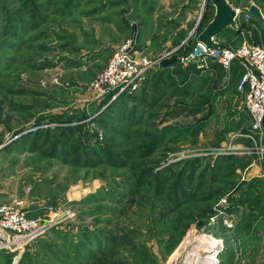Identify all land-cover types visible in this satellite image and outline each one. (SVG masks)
I'll list each match as a JSON object with an SVG mask.
<instances>
[{
  "label": "rangeland",
  "instance_id": "374dc122",
  "mask_svg": "<svg viewBox=\"0 0 264 264\" xmlns=\"http://www.w3.org/2000/svg\"><path fill=\"white\" fill-rule=\"evenodd\" d=\"M226 1L240 10L249 0ZM210 13L205 0H0V203L28 190L32 201L73 212L13 264H165L173 251L172 264H184L200 232L220 240L214 264H264L258 222L242 239L215 236L236 225L242 209L221 207L229 198L242 206L248 181L264 193V126L252 129L246 86L236 88L245 69L232 59L188 85L177 71L196 57L189 50ZM263 31L242 40L264 46ZM216 38L240 44L230 28ZM127 41L147 67L134 89L116 86L105 102L89 85ZM124 91L133 92L117 99ZM66 128L64 153L50 145ZM76 144L93 153L87 163L73 154ZM215 165L187 203L177 201L193 189L183 172L192 167L194 183ZM205 205L209 215L199 211ZM238 226L240 235L248 230ZM82 246L93 261L77 257Z\"/></svg>",
  "mask_w": 264,
  "mask_h": 264
},
{
  "label": "built area",
  "instance_id": "2783aa9c",
  "mask_svg": "<svg viewBox=\"0 0 264 264\" xmlns=\"http://www.w3.org/2000/svg\"><path fill=\"white\" fill-rule=\"evenodd\" d=\"M236 10L244 20L252 16L247 9ZM235 17V18H236ZM200 45L196 56L213 58L226 68L232 59H237L244 67V73L237 83V90L246 86L245 107L253 120L252 129L262 128L264 117V46L252 45L245 40L238 47L223 45L208 48ZM148 62L134 55L130 42L122 44L114 51L106 67L89 85L95 95H105L121 86L120 89H134ZM24 195L5 203H0V259H9L13 264L28 246L44 233L67 221L73 215L71 207L56 208L51 203H37ZM174 251L165 264H172Z\"/></svg>",
  "mask_w": 264,
  "mask_h": 264
},
{
  "label": "trees",
  "instance_id": "16d2710c",
  "mask_svg": "<svg viewBox=\"0 0 264 264\" xmlns=\"http://www.w3.org/2000/svg\"><path fill=\"white\" fill-rule=\"evenodd\" d=\"M251 1L258 8H263V6H264V0H251ZM205 3H206L207 6H210V9L212 10V6L209 3V0H205ZM211 16H212V13L209 14V16L207 17L205 23H207L210 20ZM249 20H250L249 22L251 23V25H246V24L242 23V24H237L235 29H231L230 28L236 34L237 38L239 37L238 36L239 35V32L242 29L248 30L249 32H251L253 34H256V35L261 34V31L263 29H260V30L258 29V31H259L258 32L256 29H254L252 27V25L255 24V22H256L259 25L264 26V23H261L260 21H258L253 16H251V18ZM10 21L11 20L7 21L6 23H7L8 29L9 30H12L14 28H12L10 26ZM226 28H229V27H226ZM263 34H264V31H263ZM223 45H226V44H223ZM192 49H193V46H191L189 52H191ZM232 62H235V64L238 67H241L242 66L241 63L239 62V60H236L235 59ZM172 65L173 64H171V66ZM213 67H220V65L213 58H211V57L196 56V57H193L192 59H189L184 65L179 64L177 66V71L181 73L182 81L185 82L184 84L185 85H188L193 80V78L200 77L201 73L205 70V68H209V69L212 70ZM161 68L167 69L168 67H165V65L163 63L162 66H161ZM132 92H125L124 91V92L119 93L120 94L119 96L116 95V97H117V99L119 97H121V98L124 99L126 97H129L130 93H132ZM113 93H114L113 91H110V92L107 93V95L103 98L105 100V102H107V101L110 100V97L112 96ZM112 104H110L111 105V108L113 106ZM66 129L68 130L67 133L65 131H63L61 134L58 133L60 137H58L55 140L54 144H51L50 145V146H53V148L56 147L57 151H59V152L62 151V150H64V153H66V148L63 147V143H62L63 140L61 141V138L64 139V140H66V138H68L69 137V134H70L69 128H66ZM36 131H39V130L36 129ZM37 137H35V138L32 139V143L33 144H36ZM14 141H15V139L10 140L8 143L5 144L4 147L7 148ZM25 141H26V139H25ZM78 144H80V143H78ZM78 144H76V145L73 146V154L76 156V159H78V160L80 159V157H77V155H80L82 157V159H80V160H83L84 163H87L86 160H88V159H87L86 155L87 154H90V153L93 154V153L90 152V150L89 149H86V148L81 149V147H80V149H78ZM158 144H159V141L156 142L155 144H153V148L156 147ZM29 145H26L24 148H26V149L29 148L30 147ZM94 156L95 157L97 156L96 153H94ZM191 161L193 163V162L196 161V159H192ZM84 163H82V164H84ZM190 168L192 169V171H191V173L187 174V176H188L187 178H185V176L183 175L184 172L181 175L182 182L185 181L188 184H191V186H193L192 187L193 189H191L190 191H188V193L186 192V193H182V194L178 195L179 200H177V201L183 200V203L184 204L188 202V199H189L188 196H189V194H192V196H193L195 194L194 192H196L198 190V189H196V187L198 185H199V187H201V183H203L205 180H208L209 179V174H210V176H212L216 172V170H217L218 167H216V165H215V166H213L212 169H209V168L208 169H204V171L201 173L198 181L196 180L194 183H193V180H194L195 173H194L193 168L192 167H190ZM254 180H256V179L250 180L247 183V188L245 189V191L246 190L248 191V196H247V198H244V200H240L241 203H243L242 206H237L236 203H235V200L229 198V201H228L229 203H227L226 206H222L221 207L222 212L227 213V214L236 213L237 208H239V209L241 208L242 209L241 210V214H240L239 218L236 221H237V223L238 222L241 223V225L244 224L245 228L248 229V230L245 231V232H243L240 235L239 230H238L239 229V226H238L239 223L238 224L236 223L235 226H233L232 228H230V234L228 233V235H226V227H225V229H224L223 232H221L219 234L215 233V236L216 237H219V238L224 239V240H227L230 236H231L230 237L231 239H238V238L239 239H242L243 238L242 236L249 231V227L250 226H254V224H257V222H258V226L259 225L260 226L263 225L262 227H264V193L261 194L259 192L258 195L257 194L254 195L253 194L252 186L254 185V183H253ZM251 200H252L253 204H250L249 205V202ZM208 209H209V206L208 205L207 206L205 205L203 207H199V211L201 210V212L205 213L206 215H209V213H210V211ZM219 226H220L221 229H223V226L221 224ZM79 249L81 250V252H79V253L77 252V257H79V258L82 257V256H85L86 257L87 255L90 254V256L92 258V261H93L94 257H92V253L85 246H82ZM1 261H3V260H1ZM4 261H8V259H5Z\"/></svg>",
  "mask_w": 264,
  "mask_h": 264
},
{
  "label": "water",
  "instance_id": "95a60500",
  "mask_svg": "<svg viewBox=\"0 0 264 264\" xmlns=\"http://www.w3.org/2000/svg\"><path fill=\"white\" fill-rule=\"evenodd\" d=\"M213 8V13L210 20L204 25V27L195 35V41L204 47L208 48H218L223 46L215 38L216 35L226 27L231 29L236 28V10L232 8L226 0H209ZM247 11L258 21L264 23V19L258 9V7L252 3L247 6ZM134 37V26L131 25V35L130 39L133 40ZM199 45L196 44L192 50V55H196L200 50ZM262 124L264 126V117L262 119ZM217 253H214L216 257Z\"/></svg>",
  "mask_w": 264,
  "mask_h": 264
},
{
  "label": "bare ground",
  "instance_id": "6f19581e",
  "mask_svg": "<svg viewBox=\"0 0 264 264\" xmlns=\"http://www.w3.org/2000/svg\"><path fill=\"white\" fill-rule=\"evenodd\" d=\"M194 241L196 244L187 253L184 264H214L216 259L211 253L214 252L215 246L220 240L208 232H200L195 236Z\"/></svg>",
  "mask_w": 264,
  "mask_h": 264
},
{
  "label": "crops",
  "instance_id": "0c3cea01",
  "mask_svg": "<svg viewBox=\"0 0 264 264\" xmlns=\"http://www.w3.org/2000/svg\"><path fill=\"white\" fill-rule=\"evenodd\" d=\"M250 3H253V2H251V0H249L248 1V4H246V5H240V6H238L241 10H245L246 8H247V6L250 4ZM259 9V8H258ZM261 11V10H260ZM252 27L254 28V29H256L257 31H258V29L260 30V29H264V28H262V26L261 25H259L258 23H256L255 22V24H253L252 25ZM248 30H244V29H242L240 32H239V37H238V40L239 41H241L242 39H243V36L245 37V35L244 34H246V32H247ZM259 32V31H258ZM217 37V36H216ZM216 40H217V38H215ZM218 41V40H217ZM239 43V42H238Z\"/></svg>",
  "mask_w": 264,
  "mask_h": 264
}]
</instances>
